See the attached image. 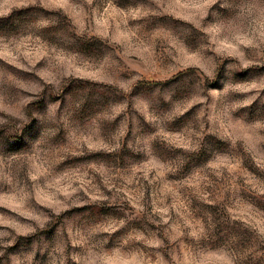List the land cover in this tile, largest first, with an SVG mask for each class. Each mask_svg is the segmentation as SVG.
<instances>
[{
  "label": "rangeland",
  "instance_id": "1",
  "mask_svg": "<svg viewBox=\"0 0 264 264\" xmlns=\"http://www.w3.org/2000/svg\"><path fill=\"white\" fill-rule=\"evenodd\" d=\"M0 264H264V0H0Z\"/></svg>",
  "mask_w": 264,
  "mask_h": 264
}]
</instances>
